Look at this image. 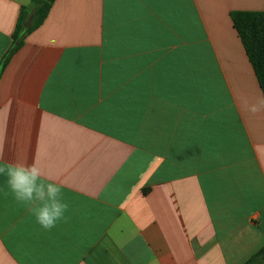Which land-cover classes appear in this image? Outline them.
<instances>
[{
	"label": "crops",
	"instance_id": "1",
	"mask_svg": "<svg viewBox=\"0 0 264 264\" xmlns=\"http://www.w3.org/2000/svg\"><path fill=\"white\" fill-rule=\"evenodd\" d=\"M30 2L0 0V163L38 162L68 220L44 230L0 175V264H245L264 111L230 13L264 0H52L12 53Z\"/></svg>",
	"mask_w": 264,
	"mask_h": 264
},
{
	"label": "clouds",
	"instance_id": "2",
	"mask_svg": "<svg viewBox=\"0 0 264 264\" xmlns=\"http://www.w3.org/2000/svg\"><path fill=\"white\" fill-rule=\"evenodd\" d=\"M241 103L253 116L264 111V96L257 98L255 103H249L247 99ZM0 175L6 176L7 187L14 199L35 216L44 230H51L58 222H67L65 213L69 204L64 199L63 185L45 178L38 162L28 163L24 158L0 163Z\"/></svg>",
	"mask_w": 264,
	"mask_h": 264
},
{
	"label": "trees",
	"instance_id": "3",
	"mask_svg": "<svg viewBox=\"0 0 264 264\" xmlns=\"http://www.w3.org/2000/svg\"><path fill=\"white\" fill-rule=\"evenodd\" d=\"M52 0H31L28 7L22 8L12 34L14 53L28 34L38 29L48 16ZM230 20L253 69L258 86L264 96V12L235 11ZM7 53L0 64V75L10 58ZM264 263V247L255 253L245 264Z\"/></svg>",
	"mask_w": 264,
	"mask_h": 264
}]
</instances>
